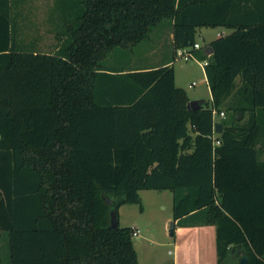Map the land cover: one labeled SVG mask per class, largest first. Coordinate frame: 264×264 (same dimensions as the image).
I'll list each match as a JSON object with an SVG mask.
<instances>
[{
    "label": "trees",
    "instance_id": "1",
    "mask_svg": "<svg viewBox=\"0 0 264 264\" xmlns=\"http://www.w3.org/2000/svg\"><path fill=\"white\" fill-rule=\"evenodd\" d=\"M54 1L64 39L42 52L18 40L15 0H0L10 264H139L133 229L110 219L124 204L142 208V190L172 191L179 226H215L218 264H264V0ZM166 19L175 52L194 46L199 28L233 29L209 44L211 106L188 109L172 64H108ZM214 111L225 112L221 134Z\"/></svg>",
    "mask_w": 264,
    "mask_h": 264
},
{
    "label": "rangeland",
    "instance_id": "2",
    "mask_svg": "<svg viewBox=\"0 0 264 264\" xmlns=\"http://www.w3.org/2000/svg\"><path fill=\"white\" fill-rule=\"evenodd\" d=\"M24 3V13L26 15L22 16L24 18H22L19 25L18 40L27 45L34 37L38 36L40 39L38 50L42 52L56 51L64 37L58 39V32L61 28H57V25L52 21L51 13L55 1L24 0ZM18 18H21V16ZM169 23L168 19L163 20L152 29L149 37L136 47L121 51L115 50L109 56L108 64L128 69L140 64L154 65L163 60H171L177 85L182 87L188 94H201V96H204L203 99L208 101L209 106H211L210 91L204 67L196 61H185L182 58H176L172 40L168 35L167 27ZM201 31L207 34L205 39L201 36ZM218 31L220 29L217 27H202L196 34V41L202 47H205L212 40L210 38L215 37ZM201 52H203V48ZM193 82H195V85L191 86ZM224 107L226 106L224 105ZM226 115L228 119L225 122L234 120L233 112H226ZM140 196L142 208L137 204H124L119 207V225L120 227L140 229L139 236H133V244L138 252V261L141 264H172L173 256L170 252H173L174 249L170 227L174 221L173 193L170 190H142ZM2 252H6L4 246Z\"/></svg>",
    "mask_w": 264,
    "mask_h": 264
},
{
    "label": "crops",
    "instance_id": "3",
    "mask_svg": "<svg viewBox=\"0 0 264 264\" xmlns=\"http://www.w3.org/2000/svg\"><path fill=\"white\" fill-rule=\"evenodd\" d=\"M25 3H24V0H15V4H13V10L12 11H13V15L17 16L18 26L20 25L22 18H24L22 16L26 15L24 13ZM20 16H21V18H18ZM167 28H168V35H169L170 39L172 40V44H173V33H172L171 22L169 23V26ZM217 28H219L220 31H218L216 33L215 37L210 38L212 40H210L209 44L213 40H215L216 38L223 36V35H226V34H229L233 31V29H229V28H220V27H217ZM19 29H20V27H19ZM200 34H201V36L204 37V39H205V37H207V34L204 33V31H201ZM39 40L40 39L38 38V36H36L33 38V40H31L29 45H32V46H35L36 48H38L39 44H40ZM209 44L205 47H202L200 45L201 48L198 50H201L203 48V51L204 50L208 51V48L210 47ZM174 53H176V52L174 51ZM195 56L197 57V60H198L196 62H199L202 66H203V63L205 61L208 62L209 58H210L209 53H208V58L205 60H202V58L196 53H195ZM171 64H172L171 60H163L157 64H154V65L140 64L139 66H135L133 68L149 69V68H156V67L171 65ZM206 79H207V77H206ZM238 80H240V77H238L236 79L237 87H236V89H234V91L232 92L230 97L227 99V103H231L237 94L238 88L241 85V83H239L240 81L237 82ZM175 83L177 85L176 74H175ZM193 83H195V82H193ZM207 83H208V81H207ZM178 87H180V86H178ZM208 88L210 91V100H211L212 95H211V90H210L209 84H208ZM187 96L189 97V100H200V99H203V97H204V96H201V94H188ZM246 118H247V116L244 118V120ZM222 120H223V118H221L219 115L215 116L216 122L221 123ZM263 159H264V157H263ZM174 222H175V229H174L173 233L170 232V235L173 237V249H174L173 252H170V254L173 256L172 264H218V256H217V248H216V227L215 226L208 225V226L183 227V226L178 225V221L174 220ZM134 229H136V228H134ZM138 230H140V229H138ZM3 246L6 249L5 253L2 252ZM137 254H138V252H137ZM138 259H139V257H138ZM0 264H10L9 235L7 232L6 233L0 232ZM139 264H141V263L139 262Z\"/></svg>",
    "mask_w": 264,
    "mask_h": 264
},
{
    "label": "water",
    "instance_id": "4",
    "mask_svg": "<svg viewBox=\"0 0 264 264\" xmlns=\"http://www.w3.org/2000/svg\"><path fill=\"white\" fill-rule=\"evenodd\" d=\"M208 53L210 55L213 54V49L212 47L208 48ZM205 100L204 99H200V100H190L189 103L187 104L188 109L191 110H197L199 108H201L204 104H205ZM215 131L217 134H221L223 131V124L222 123H216L215 125ZM110 227L113 229H117L120 227L119 225V219L117 218V211L116 210H112L111 211V219H110ZM175 229V222L173 221L171 227H170V231L171 233H173ZM249 260V256L248 255H243L240 259V264H247Z\"/></svg>",
    "mask_w": 264,
    "mask_h": 264
},
{
    "label": "built area",
    "instance_id": "5",
    "mask_svg": "<svg viewBox=\"0 0 264 264\" xmlns=\"http://www.w3.org/2000/svg\"><path fill=\"white\" fill-rule=\"evenodd\" d=\"M201 46L199 43H195L194 46L192 47H185V48H181V49H178L176 51V58H182L184 59L185 61H198L197 60V57L195 56V51L200 49ZM208 62L205 61L203 63V66H205ZM195 83H192L191 86H194ZM219 115L221 118H225V112H221V113H217V111H214V118L215 116ZM216 122V121H215ZM219 123V122H217ZM216 132V131H215ZM216 144H220L219 141L215 142ZM140 233V230L138 229H133V236H138Z\"/></svg>",
    "mask_w": 264,
    "mask_h": 264
}]
</instances>
